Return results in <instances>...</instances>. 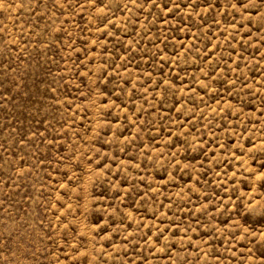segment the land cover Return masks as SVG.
<instances>
[{
    "label": "rangeland",
    "instance_id": "rangeland-1",
    "mask_svg": "<svg viewBox=\"0 0 264 264\" xmlns=\"http://www.w3.org/2000/svg\"><path fill=\"white\" fill-rule=\"evenodd\" d=\"M0 264H264V0H0Z\"/></svg>",
    "mask_w": 264,
    "mask_h": 264
}]
</instances>
